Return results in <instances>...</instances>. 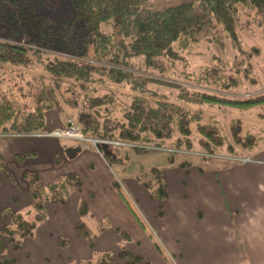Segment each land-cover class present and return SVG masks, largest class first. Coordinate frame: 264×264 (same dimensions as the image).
<instances>
[{"label": "trees", "instance_id": "1", "mask_svg": "<svg viewBox=\"0 0 264 264\" xmlns=\"http://www.w3.org/2000/svg\"><path fill=\"white\" fill-rule=\"evenodd\" d=\"M46 1L0 0V135L54 139L32 135L52 131L45 129L50 112L62 116L72 113L86 137L125 144L100 146L105 161L116 162L120 161L115 154L118 147L138 153L158 149L190 152L194 146L190 139L193 125L201 137L198 145L208 157L225 145L224 137L217 121L200 123L201 110L190 111L191 106H258L259 116H264V94L235 101L213 93L235 88L244 81L256 84L249 62L259 50L242 49L235 33L255 24L262 28L264 38V0H195L158 10L150 8L145 0H66L73 17L61 20L36 12ZM101 24L110 25L112 30L103 32ZM225 39L240 59L223 61L212 55L211 63L198 72H181L199 88L147 76L152 72L164 76L198 45L223 47ZM35 65L41 66V73L33 71ZM149 85L173 92L166 97L165 92L157 93ZM241 128L239 120L232 122V139L240 146L248 141L247 147L252 148L257 144L255 137L242 140ZM69 142L76 146L65 148L67 160L87 150L78 142ZM34 156L29 153L17 156V160ZM62 163L63 159L54 154V166ZM186 165L189 163H180ZM0 175L17 186L1 151ZM152 175V180L136 179L161 203L168 197L167 188L159 171H152ZM23 180L29 196L26 211L0 210V217L10 218L0 227V264H18L10 254L21 251L23 240L32 237L37 226L46 221L47 205H64L70 191L80 193L83 187L74 173L59 176L45 186H41L37 173L26 172ZM112 187L122 196L116 180ZM88 213V201L81 200L78 216ZM75 228L93 248L96 235L84 223ZM139 261V256L121 251L116 256L113 252L103 253L84 264Z\"/></svg>", "mask_w": 264, "mask_h": 264}, {"label": "crops", "instance_id": "2", "mask_svg": "<svg viewBox=\"0 0 264 264\" xmlns=\"http://www.w3.org/2000/svg\"><path fill=\"white\" fill-rule=\"evenodd\" d=\"M46 118L50 124L45 125V129L65 126L64 117L59 113L50 112ZM75 146L74 142L29 136L0 139L6 169L24 193H27V184L23 180L26 172L37 173L41 186L68 173L78 175L83 182L82 191L70 194L77 195L78 202L88 201L89 216H85V221L89 217L88 221L96 218L101 222L115 210L116 215L110 216L115 220L114 228L130 233L134 250L127 249L126 252L139 256L141 261L138 263L264 264V148L255 145L239 157L227 160L215 157L211 162L196 165L188 162L189 165L180 166L183 162L176 164L171 160L159 171L168 195L159 203L136 178L117 181L106 165L104 151L89 148L67 160L65 148ZM29 153H35V156L22 162L17 160V156ZM54 154L63 159L58 167L53 164ZM244 159L249 162L243 163ZM113 180L118 182L122 196L113 189ZM102 194L107 196L104 207L98 202V195ZM125 194L134 206L129 207L128 200L127 204L123 202ZM67 202L68 199L64 205H47V219L55 210L65 211ZM108 204L112 211L106 208ZM76 225L74 223L72 237L78 247L68 251L67 262L63 264H84L107 251L104 248L99 253L94 252L97 234L95 245L90 248L76 233ZM97 231L100 235L106 233L100 226ZM58 237L63 238L61 234ZM116 241L119 243L120 238ZM66 243L64 250L67 251L71 244L70 241ZM141 248L148 250L146 258L137 253ZM46 256L39 261L27 254L26 264H51Z\"/></svg>", "mask_w": 264, "mask_h": 264}, {"label": "rangeland", "instance_id": "3", "mask_svg": "<svg viewBox=\"0 0 264 264\" xmlns=\"http://www.w3.org/2000/svg\"><path fill=\"white\" fill-rule=\"evenodd\" d=\"M148 6L154 10L161 9L168 6H176L184 2H191L195 0H145ZM36 12L42 15H46L53 20L70 19L73 17L70 10L69 4L66 0H47L45 3L40 5ZM100 29L103 32H110L112 27L108 24H101ZM236 38L239 46L249 51L252 48H257L259 50L258 55H254L250 60V69L252 76L256 80L255 85L249 84L247 81L242 82L235 88H231L224 92L213 91L214 94H218L225 99H232L235 101H243L248 98L256 97L264 94V38L262 36V28L253 24L250 25L248 30H237ZM225 45L223 47L217 46L216 44H200L194 50L184 54L185 59H181L176 63V67L170 70L164 76L158 74L148 73L147 76H152L151 78L159 79L162 81L177 83L185 87L199 88L194 85V82L190 78L181 76V72H198L200 68H204L206 65L210 64L211 56L216 55L220 57L223 61L231 60L233 58L240 59L237 56V52L232 49L228 39L224 40ZM33 71H41V66L35 65ZM27 72H32V70H23ZM152 74V75H151ZM150 89L155 90V92H165L164 96H168L173 91L170 89H164L163 87H157L154 85H149ZM200 89L206 91H212L209 88ZM170 90V91H169ZM159 99V96H156ZM149 101L151 98L148 99ZM153 104V103H152ZM190 111L201 110L202 112V124H208L212 121H217V127L220 130V135L224 137L225 145L217 149L215 152L217 156L204 157V153L198 141L201 138L196 132V128L191 125V135L190 139L194 144L193 149L187 153H172L168 149H158L153 151H148L145 153H138L133 149L126 147L116 148V153L120 161L108 160L106 162L107 167L112 171L114 177L119 181L126 177L141 178L142 181L152 180V171H160L162 168L170 164L173 160L176 164L180 162H190L192 164L208 163L217 157L222 160H227L229 157H239V155H244L246 149H250V145L244 142L246 145L240 146L237 144V140H233L230 134V125L233 121L239 120L241 122L242 137L241 139L245 141L246 136L253 135L256 139V148H264V116H259L261 113L258 106L250 108H242L241 106H226V105H208L204 104L201 106H191ZM64 122L68 119H74L75 116L72 113H68L63 116ZM50 121L46 118L45 125H49ZM64 128V127H63ZM5 135H0V139L4 138ZM251 143V141H250ZM249 146V147H247ZM101 147H104L102 145ZM230 147V148H228ZM230 152H228L227 150ZM115 148L112 147L114 151ZM255 150V149H254ZM206 156V155H205ZM88 177L87 174H85ZM73 193V191H70ZM77 193V192H75ZM74 196V197H73ZM77 195L70 193L68 194V202L65 205V211L55 210L47 219V221L37 226L32 237L23 240L21 251L10 254L17 258L20 264H26L28 260L27 254L32 255L36 260L41 261L47 255L50 259L51 264H63L66 261V254L70 249L77 248L78 245L75 242L72 235L74 234L73 226L84 223L88 228L97 236V245L94 248V252L99 253L100 249L106 248L107 251L99 253V255L107 252L116 253L121 251H127V249L134 250L132 239L130 233L125 231L115 230V220L110 216L116 215L115 210L112 211V207L108 208L110 212L109 215L105 216L102 221H98L96 218L85 221L86 217L78 216L79 204ZM126 198H122L124 203H128L131 199L125 194ZM128 200V202H127ZM98 202L101 207H104L107 202V196L98 195ZM29 203V196L27 193L20 191L19 187L7 182L2 175H0V210L8 208L14 212H25L27 204ZM50 205V204H49ZM48 205V206H49ZM54 206V205H50ZM134 206L131 201L129 207ZM62 215V216H60ZM30 219V216L27 217ZM10 218L8 215H3L0 217V227L6 225ZM75 220V222H74ZM105 228L106 233L100 235L97 231V227ZM77 233V232H76ZM58 234H61L63 238H59ZM116 238H120V242L116 241ZM84 239V238H83ZM85 240V239H84ZM70 241L71 247L66 251L64 250L68 245L66 242ZM86 241V240H85ZM124 241V243L122 242ZM140 255L146 258L148 255V250L146 248H141L138 252ZM44 255V257L42 256ZM58 256H61L58 260ZM119 263L120 261L115 258ZM113 264V263H111ZM143 264V263H137Z\"/></svg>", "mask_w": 264, "mask_h": 264}, {"label": "built area", "instance_id": "4", "mask_svg": "<svg viewBox=\"0 0 264 264\" xmlns=\"http://www.w3.org/2000/svg\"><path fill=\"white\" fill-rule=\"evenodd\" d=\"M35 137H47V138H54V139H63L69 141H75L82 145V148L89 149L92 148L99 152L100 146L104 145H116V146H123L125 144H120L117 142H107L101 141L96 139L88 138L84 135L83 130L80 125H78L74 119H68L66 121V126L64 128H57L53 129L51 132L47 134H39V135H32ZM204 157L205 154L203 155ZM213 157V156H212ZM243 163L249 162V159L242 160Z\"/></svg>", "mask_w": 264, "mask_h": 264}]
</instances>
